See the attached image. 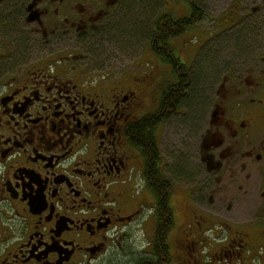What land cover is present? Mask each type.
I'll return each mask as SVG.
<instances>
[{"label":"flooded vegetation","instance_id":"1","mask_svg":"<svg viewBox=\"0 0 264 264\" xmlns=\"http://www.w3.org/2000/svg\"><path fill=\"white\" fill-rule=\"evenodd\" d=\"M234 2L222 26L254 53L172 129L186 101L161 120L163 95L186 88L179 64L197 86L204 42L94 76L78 51L121 0H0V264H264V0Z\"/></svg>","mask_w":264,"mask_h":264},{"label":"rangeland","instance_id":"2","mask_svg":"<svg viewBox=\"0 0 264 264\" xmlns=\"http://www.w3.org/2000/svg\"><path fill=\"white\" fill-rule=\"evenodd\" d=\"M192 1L202 7L204 16L200 23L176 38L173 46L183 59L190 62L196 54L192 49L202 42L204 47L199 51L195 65V70L198 69L194 77L197 86L185 103L187 110L184 115L171 123L172 129H179V124L185 122L192 126L197 113L201 112L204 116L209 108V91L216 85L217 77L224 68L245 64L250 53H254H249L241 46L249 42L251 36L239 31H224L222 26L223 18L234 10L239 11L234 0ZM117 10L120 12L111 25L114 30L110 29L107 39L93 53H89L87 49L78 51L80 54L85 53L91 75H121L122 72L139 75L151 70L158 72L148 43L153 21L159 14L170 13L174 17H185L189 11L187 4L177 0H121ZM257 53L264 57V50ZM104 60H107L105 64ZM176 138L181 137L177 135Z\"/></svg>","mask_w":264,"mask_h":264},{"label":"trees","instance_id":"3","mask_svg":"<svg viewBox=\"0 0 264 264\" xmlns=\"http://www.w3.org/2000/svg\"><path fill=\"white\" fill-rule=\"evenodd\" d=\"M178 2H185L188 7V15L183 17L178 21H174V16L170 13L159 14L152 24L149 34V44L158 49V46H162V50L158 51L161 54V59L165 62L169 61L173 66L178 64L179 60L175 55V49L169 46L171 38L176 37L185 31H187L191 26H193L197 21H200L204 16V11L196 2L192 0H177ZM111 31L114 27L111 26ZM108 31L110 33L111 31ZM108 36V34H107ZM104 42V41H103ZM101 43L95 42L91 43L90 48L87 49L89 53H93L96 47H99ZM93 49V50H92ZM178 69L180 73H183L186 77L181 81V84L186 83V88L183 90L181 85L175 91L166 92L163 95L161 102V117L160 119H166L171 114L175 113L184 101H187L190 94L193 93L194 89L187 94L190 88L191 79L189 77L188 70L186 66L179 64ZM186 99V100H185ZM146 120V119H145ZM149 120V119H147ZM160 120V121H161Z\"/></svg>","mask_w":264,"mask_h":264}]
</instances>
